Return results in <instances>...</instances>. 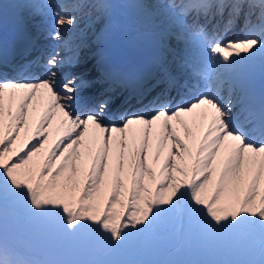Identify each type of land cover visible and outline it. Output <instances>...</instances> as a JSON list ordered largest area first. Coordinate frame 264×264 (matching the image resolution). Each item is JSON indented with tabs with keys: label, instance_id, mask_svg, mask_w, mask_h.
<instances>
[{
	"label": "snow or ice",
	"instance_id": "6c2138e0",
	"mask_svg": "<svg viewBox=\"0 0 264 264\" xmlns=\"http://www.w3.org/2000/svg\"><path fill=\"white\" fill-rule=\"evenodd\" d=\"M125 6L152 70L80 55ZM0 264H264V0H0Z\"/></svg>",
	"mask_w": 264,
	"mask_h": 264
},
{
	"label": "bare ground",
	"instance_id": "6f19581e",
	"mask_svg": "<svg viewBox=\"0 0 264 264\" xmlns=\"http://www.w3.org/2000/svg\"><path fill=\"white\" fill-rule=\"evenodd\" d=\"M72 2V0L70 1ZM118 4L123 5H129L135 2V0H116ZM122 10L126 16H128L129 20V27L126 28L127 34L125 35L121 28L120 24L115 25V21L113 20L112 25H108L107 21H103L100 23L96 22V17L89 13V15L85 16L81 12L74 13L76 15L81 16V22L79 24V31L82 34V38L84 40V43L87 45L86 47H83L80 51L81 57H88L91 56L93 53H100L102 51L103 56L106 55V51L100 50L101 48H108L112 42V40L116 37L120 38L122 43L124 44V49L126 50L125 55L128 57H132V61H129L126 56H124V60L122 62V65L124 67L133 66V69H138L137 62L140 61V57L138 56L139 51H143L145 55L142 57L144 58L143 61H147L150 63V65H153L156 60L160 56V49L157 46L155 33L159 30V26L162 23V18L160 17H144L138 14V12L131 7H122L119 8ZM88 11V10H85ZM35 19H37L36 22H39L43 26V33L51 31L52 28V21L50 16H37ZM34 25H37L34 23V21L31 22V20L28 22V29L36 33L37 31L31 28ZM117 26V27H116ZM16 27L15 23L11 18H9L5 22V35L7 36V33L12 31ZM110 29V33L105 37V32H108ZM228 35H239L238 31L230 32ZM71 36V34H69ZM45 44L43 46L50 52L53 50V48L57 45V41L51 40V39H44ZM79 43V40L76 41ZM102 45V46H99ZM141 48L139 50V47ZM61 55H71L69 52H61ZM167 58L171 59V53H167ZM149 60V61H148ZM95 62L90 59L88 63L85 66H92ZM143 66V65H142ZM152 67V66H151ZM82 68L72 69V73H80ZM65 73V72H64ZM68 73L67 75L63 74L59 71L58 75L61 77L67 76L69 77ZM85 95H88L87 93ZM103 97L99 95H95L94 99L90 101L91 103H97L99 102ZM119 103V101H117Z\"/></svg>",
	"mask_w": 264,
	"mask_h": 264
},
{
	"label": "rangeland",
	"instance_id": "374dc122",
	"mask_svg": "<svg viewBox=\"0 0 264 264\" xmlns=\"http://www.w3.org/2000/svg\"><path fill=\"white\" fill-rule=\"evenodd\" d=\"M154 258H156V257H145V259H154Z\"/></svg>",
	"mask_w": 264,
	"mask_h": 264
}]
</instances>
